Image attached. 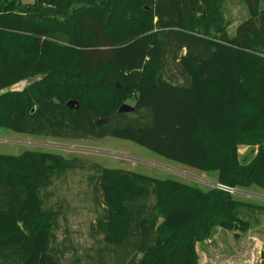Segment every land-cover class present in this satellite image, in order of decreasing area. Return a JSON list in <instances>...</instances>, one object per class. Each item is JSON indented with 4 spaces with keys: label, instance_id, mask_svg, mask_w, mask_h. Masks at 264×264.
Listing matches in <instances>:
<instances>
[{
    "label": "trees",
    "instance_id": "1",
    "mask_svg": "<svg viewBox=\"0 0 264 264\" xmlns=\"http://www.w3.org/2000/svg\"><path fill=\"white\" fill-rule=\"evenodd\" d=\"M226 1L0 0V128L130 141L217 172L218 185L264 190V10L244 0L248 18L230 36ZM21 81L29 85L9 90ZM127 100L134 111L119 113ZM246 145L258 151L243 165ZM86 168L49 151L0 154V264H62L61 208L47 206L46 190ZM90 171L103 210L90 236L108 264H200L197 244L218 229L246 234L249 219L264 215V204L218 188L98 164Z\"/></svg>",
    "mask_w": 264,
    "mask_h": 264
},
{
    "label": "rangeland",
    "instance_id": "2",
    "mask_svg": "<svg viewBox=\"0 0 264 264\" xmlns=\"http://www.w3.org/2000/svg\"><path fill=\"white\" fill-rule=\"evenodd\" d=\"M36 1L22 0L26 4ZM256 2L257 7L264 10V0ZM222 11L226 21L231 22L228 31L229 35L233 36L238 24L248 18V5L244 0H228ZM28 85L27 81H21L9 90L21 91ZM121 87L126 89L127 85L122 81L118 83V88ZM3 92L5 91L0 94ZM125 104L133 106L131 100H127ZM25 150L55 152L86 162L85 170L70 172L64 178L54 180L53 185L46 190L47 206L61 208L57 246L64 253L62 264L111 262V257L106 251L105 259L99 257L98 248L105 246L97 244L90 236L91 225L103 212L95 203L93 189L89 183V176L93 174L90 167L94 164L155 178L169 177L204 190L218 188L217 172H201L169 161L130 141L113 138L66 140L24 135L0 128V154L17 156ZM257 151V146L253 145L239 147L241 163L248 165L257 155ZM236 197L243 201L264 204V190L255 187L242 190ZM257 220L255 222L249 219L251 229L246 234L218 229L210 240L197 244L196 252L200 264H262L264 215H259ZM235 234L240 235L239 245L235 242Z\"/></svg>",
    "mask_w": 264,
    "mask_h": 264
},
{
    "label": "water",
    "instance_id": "3",
    "mask_svg": "<svg viewBox=\"0 0 264 264\" xmlns=\"http://www.w3.org/2000/svg\"><path fill=\"white\" fill-rule=\"evenodd\" d=\"M251 2H252L253 7L256 8L257 7L256 0H251ZM159 84L161 86H167L168 85V84H166L164 82H161V81L159 82ZM67 107L70 110H78L79 109V104L76 101H70V102L67 103ZM133 111H134V107L129 105V104L121 105L119 110H118L119 113H132ZM14 119H15V121H17L18 120V116H15ZM104 123H106V120H100V121L97 122V126H101ZM239 238H240V235L239 234H235L234 239H235L236 244H238V245H239Z\"/></svg>",
    "mask_w": 264,
    "mask_h": 264
},
{
    "label": "built area",
    "instance_id": "4",
    "mask_svg": "<svg viewBox=\"0 0 264 264\" xmlns=\"http://www.w3.org/2000/svg\"><path fill=\"white\" fill-rule=\"evenodd\" d=\"M218 188L225 191V192H228L229 194H231L233 196H239V193L241 192V190H239L237 188H229V187L221 186V185H218Z\"/></svg>",
    "mask_w": 264,
    "mask_h": 264
},
{
    "label": "crops",
    "instance_id": "5",
    "mask_svg": "<svg viewBox=\"0 0 264 264\" xmlns=\"http://www.w3.org/2000/svg\"><path fill=\"white\" fill-rule=\"evenodd\" d=\"M237 189H239V188H237ZM239 190H241V191H242V190H245V189H239Z\"/></svg>",
    "mask_w": 264,
    "mask_h": 264
}]
</instances>
